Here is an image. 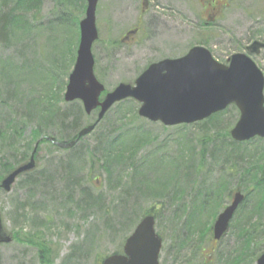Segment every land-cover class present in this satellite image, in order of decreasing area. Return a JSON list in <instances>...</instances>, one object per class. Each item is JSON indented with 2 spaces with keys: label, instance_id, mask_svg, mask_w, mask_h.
Here are the masks:
<instances>
[{
  "label": "rangeland",
  "instance_id": "rangeland-1",
  "mask_svg": "<svg viewBox=\"0 0 264 264\" xmlns=\"http://www.w3.org/2000/svg\"><path fill=\"white\" fill-rule=\"evenodd\" d=\"M193 6L198 7L194 0H150V11L143 13L142 0H99V38L92 51L97 78L106 91L120 83L135 84L150 64L184 55L202 37L212 49L216 44L214 37L223 36L222 50L226 55L241 50L238 40L246 44L252 40L251 34L252 38L256 34H248L249 28L257 25L258 12L264 11L262 1H237L234 18L219 21L223 35L218 23L207 30L201 28V21L191 12ZM11 7L10 3L7 12ZM86 8V0H42L39 11L22 9L21 27L10 25L6 41L0 34V132L5 133L0 137V158L14 156L19 162L22 153L27 151L30 156L39 143L36 169L19 176L10 193L0 190L3 223L14 236L11 242L0 244V264H102L105 256L122 251L125 239L149 207L160 210L162 220L157 225L163 231L166 218H173V224L184 228L192 220L179 215L183 206L200 207L191 200L195 192H210L221 182L227 183V190L239 189L247 194V211L236 214V230L232 229L224 244L229 245L230 251L238 252L246 264H255L264 252V141L233 144L231 137L220 135L235 125L236 110L225 111L204 124L165 127L143 118L134 120L132 128L146 131L150 137V143L138 154L143 160L144 170H140L149 180L157 177L168 181L171 176L167 186L156 184L161 189L157 196L148 190L133 189L122 180L113 187L102 171L93 174L94 180L88 179L87 149L97 143L98 134L111 129L108 120L117 115L118 109L138 110V101L116 104L94 133L81 139L74 149L42 141L44 136L60 141L69 137V132L59 125L45 126L44 109L56 103L72 114L71 120L76 116L74 107L83 109L81 100L67 101L65 92L77 59L80 23ZM154 17L158 18L156 22ZM134 28L139 29L136 41L125 42L123 34ZM228 30L235 36L234 49L227 42ZM96 118L97 111H84L80 127ZM70 160L74 162L72 170ZM175 165L176 176L171 173ZM73 177L80 185L68 197ZM83 187H88L95 200H86ZM175 188L184 193L169 202L173 195L168 197L166 193ZM228 201L225 199L216 211H221ZM19 206L23 210L18 211ZM254 207H260L259 211L254 213ZM245 213L250 219L244 224ZM17 214L23 216L18 219ZM213 220L209 215L205 224ZM208 243L207 238L205 246ZM210 243L205 254L216 245ZM255 252L258 254L253 256Z\"/></svg>",
  "mask_w": 264,
  "mask_h": 264
},
{
  "label": "water",
  "instance_id": "water-1",
  "mask_svg": "<svg viewBox=\"0 0 264 264\" xmlns=\"http://www.w3.org/2000/svg\"><path fill=\"white\" fill-rule=\"evenodd\" d=\"M98 2L87 0L86 15L80 23L77 59L65 92L67 101L81 100L87 114L98 109V117L94 123L84 126L76 139L62 142L49 137V140L62 148L72 147L80 138L94 131L116 103L128 98L140 103L139 116L166 126L201 121L235 104L241 116L231 130L232 137L237 141L264 137V76L254 60L245 53L234 54L231 63L226 65L217 61L208 48L194 46L185 56L165 58L150 64L135 84L120 83L101 98L106 87L95 74L92 51L99 37L96 24ZM254 45L264 46L259 42ZM38 147L39 143L27 162L1 180L0 189L11 192L19 176L36 167ZM243 199L244 195L237 192L233 202L219 215L214 228L217 239L228 229ZM155 223L153 214L145 215L127 238L124 253L108 255L103 264H160L162 238L156 232ZM13 239V235L5 230L0 212V244ZM256 264H264V252Z\"/></svg>",
  "mask_w": 264,
  "mask_h": 264
},
{
  "label": "trees",
  "instance_id": "trees-1",
  "mask_svg": "<svg viewBox=\"0 0 264 264\" xmlns=\"http://www.w3.org/2000/svg\"><path fill=\"white\" fill-rule=\"evenodd\" d=\"M10 3L12 4L11 11L7 12L8 10L6 9V7L9 6ZM41 4H42V0H4L0 2V12L2 11V14L0 15V34L2 35L3 39L6 41V39L8 38L7 29L10 28V25L12 27L17 28L18 24H20L22 9L26 8V10L28 11L37 9V11H39L41 8ZM19 26L21 27V24ZM57 82H58V86L60 87L59 79H57ZM57 92L60 94L59 91ZM134 102H136L134 99H126L119 103L120 105L123 106L124 104H128V103L133 104ZM230 109L236 110L237 107L233 105L230 106L225 111H229ZM44 110L45 111H43V116L45 118L44 121L45 126L50 124H54L55 126L59 125L62 130L69 132V137L66 141H69L77 136L78 131L81 129L80 120L82 114L84 113V108L82 109L81 106L74 107L73 110H75L74 114H76V116L72 120H71L72 114L58 107L56 103L52 104L49 108H46ZM223 112L212 115L210 118L202 121L201 123L203 124L207 123L208 120L217 117ZM105 118H108L107 114ZM136 119H141V117L138 115L137 109H118L117 115L112 119L109 118L108 124L111 129H109L108 131L105 130V132L103 133L101 132V134H98L97 143H95L93 147L87 149L88 153L85 163L89 167L88 179L91 181L94 180L93 174L97 171H102L107 175V180L109 181L110 184L111 183L113 184V187L116 186L117 182H120V180H122L121 182H124L125 185L129 187H133V189L148 190V192L150 193L153 192L157 196L161 189L158 190L156 184L160 183L162 184V186H167L170 182L169 177L171 176H168V181L167 180L163 181L164 179H160L157 177L153 178V180H149L146 177V173L142 172V170H144V168L142 167L143 160H141L138 157V154L144 146L150 143V137L147 135V133H145L146 131L143 132V131H139L138 129L132 128L133 122ZM230 129L231 128L226 129L224 133L220 135L223 138L231 137ZM40 130H41V125L40 128L35 131L39 133ZM2 133L5 135L4 131L0 132V137L2 136ZM54 139L57 140L56 138ZM42 141H49V140L47 139V136H44ZM205 141L206 140H204V142ZM231 142L233 144L245 143V142L235 141L232 138H231ZM75 147L76 146H73L69 149H74ZM30 157L31 154L29 156L27 151L22 153L19 161L20 164L30 159ZM19 162L15 160L14 156L11 157L10 159L5 157L0 158V182L8 173H10L17 166L16 163ZM73 166H74V162L70 160L71 170L73 169ZM140 168L142 170H140ZM173 169L174 170L171 173L176 176L177 165H175ZM32 171L33 170H31L30 172ZM30 172H26L24 173V175ZM177 176H179V173ZM74 179L75 177H73L72 183L69 185L70 188L68 189V193H67L68 197H71L73 190H75V188L80 185V182ZM220 186H227V183L221 182ZM82 192L83 194L84 193L86 194L85 195L87 196L86 200H88V198L89 199L91 198V201L95 200L93 198L92 193L89 191L88 187H83ZM218 192L219 191H215L214 189L210 190V192L209 191L205 192L203 190V194H201V191H196L195 197H192L191 200H193L194 202L196 201V203H198L200 207L197 208L193 206L188 207L185 204L179 214V215H183L184 218H187L185 220H192L191 224L185 226L187 230H189V234H188V239H185L184 242L186 241L194 242L193 244L194 248H196L197 245L204 244V242L197 241L196 238L195 229H197V227L200 224H204L201 222L199 212H201V210H204L206 212V211L218 209L219 204H222L225 201V199H221V198L219 200L216 199L210 200L207 198L206 200L205 199L200 200V199L203 197V195L204 197L206 195H212V194H215V196H222V194ZM183 193L184 192L182 189L175 188V191H171L170 193L167 192L166 195L168 197L170 195H173L172 197L173 199L172 198L168 199V201L170 202L171 200L174 201L175 199H178V197ZM187 194L188 192H185V196ZM259 208L260 207L257 208L254 207L252 211L255 213L259 211L258 210ZM17 210L20 211L23 209H20L19 206ZM150 213H153L158 221L162 220L161 219L162 215L160 213V210L155 206L149 207L148 210L143 212L141 217ZM22 216H23L22 214L20 215L17 214L16 218L20 219ZM249 219L250 216L247 215L246 221H248ZM242 229H244V227H242ZM255 250H257V247ZM257 251L259 252L260 248H258ZM258 252L257 253L255 252L253 256L258 254ZM219 260H220L219 264H243V263L246 264L244 259L241 257V255L236 251H230V257L228 258L224 257L221 254ZM201 264H217V263H215V261L214 262L211 261L208 263L203 262Z\"/></svg>",
  "mask_w": 264,
  "mask_h": 264
},
{
  "label": "flooded vegetation",
  "instance_id": "flooded-vegetation-1",
  "mask_svg": "<svg viewBox=\"0 0 264 264\" xmlns=\"http://www.w3.org/2000/svg\"><path fill=\"white\" fill-rule=\"evenodd\" d=\"M179 1L184 2V0H179ZM186 1L187 0H185V2ZM194 1L197 2L198 7L193 6L191 12L199 20V22L201 21L200 27L203 29L206 28L207 30L218 23L216 26H218L221 29V31H223V35H225L222 26L219 25V21L224 20L226 17L232 20L237 11L236 10L237 1L241 2L243 0H194ZM255 1L264 2V0H255ZM142 2L144 6L142 9L143 13H148L150 11V0H142ZM182 6L185 7L184 4ZM258 14H260V16L259 18L256 19L257 25L251 24V28H249L250 31H248V34L254 33L256 35L252 38V34H251L250 38L252 40L247 44L241 42L240 41L241 39H239L238 43L239 42L241 43V45L239 46L242 47L241 50L238 51L233 50L230 54L226 55L222 50L224 38L223 36L220 35L214 37L216 44L214 48L212 47V49L208 47V41H206V39L203 37L200 39V41L197 44L193 45L190 49H192L194 46L197 45L205 46L211 51L213 57L217 61L228 65L231 63V58L234 54L245 53L257 63L264 76V58L261 59L264 56V46H258V45L253 46L255 42L264 44V11L258 12ZM154 18L156 22L158 18L157 17ZM138 32L139 29H135V28L129 29L127 32L123 34L122 38L124 39L125 42L129 41L130 39H133V42H135L136 41L135 36L137 35ZM204 33L202 31L200 35L203 36ZM227 34H228V39H227L228 45L229 47L232 46V49H234V47L236 46L234 33L233 32L231 33L230 30H228ZM190 49L184 55H180L176 57H166V58H178L185 56L190 51ZM258 59H261V61L257 62ZM263 95H264V87H263ZM236 112L238 113V119H239L241 112L239 109H236ZM253 141H264V137L256 136L254 138L242 142L252 143ZM212 189H214L215 191H219L218 193H221L222 196H215V194H212V195H206L204 197L203 195V197L200 200L202 199L206 200V198L210 200L211 199L219 200L221 198L227 200L229 199V201L228 203H226L225 207L222 208L221 211L217 212L216 211L217 209H214L217 213L213 210L206 212L204 210H201V212H199L201 222L204 224H200L197 227V229H195L196 238L197 241L204 242V244L197 245V247L194 248L193 247L194 242H190V241L184 242L185 239H188L189 230H187L186 227L180 228L179 226L181 225L179 224H173V220H174L173 218H166L167 225L165 231H163L162 228H160V225L158 227L157 225L158 220H156V229L158 231L159 236L162 238V248L159 258L160 264H185L187 262L188 264H201L203 262L208 263L211 261L212 262L215 261V263L219 264L220 263L219 257L221 254L226 258L230 257L229 245L225 246L224 243L226 242L227 238L230 237L229 233H231L232 229H235L233 221L234 219H236V214L241 211H247V203H246L247 194L239 189L227 190L228 186L219 185L213 187ZM237 192H241L244 195V199L239 204L232 219L230 220L228 229L223 233V235L219 239H217L215 237V231H214L215 223L219 215L226 209L227 206H229L233 202L235 194ZM201 194H203V190L201 191ZM213 213L215 216L213 215ZM209 215L213 217L214 220L206 225L205 224L206 218ZM247 215L248 214L245 213L243 220L244 224L247 222L246 221ZM207 238L209 239V243L205 246V240ZM210 241H213L216 245L214 246V248L210 249L211 252L209 251L208 254H205V251L209 248V245L211 244ZM184 252H187V254ZM162 253L164 254V256L162 255ZM161 257L163 259H161Z\"/></svg>",
  "mask_w": 264,
  "mask_h": 264
}]
</instances>
